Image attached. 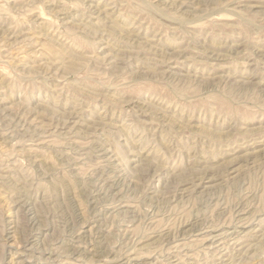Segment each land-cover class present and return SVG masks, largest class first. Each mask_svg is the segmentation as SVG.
I'll list each match as a JSON object with an SVG mask.
<instances>
[{
  "label": "rangeland",
  "instance_id": "obj_1",
  "mask_svg": "<svg viewBox=\"0 0 264 264\" xmlns=\"http://www.w3.org/2000/svg\"><path fill=\"white\" fill-rule=\"evenodd\" d=\"M0 264H264V0H0Z\"/></svg>",
  "mask_w": 264,
  "mask_h": 264
}]
</instances>
